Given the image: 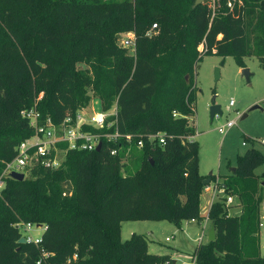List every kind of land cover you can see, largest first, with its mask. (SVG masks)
<instances>
[{"label": "trees", "instance_id": "16d2710c", "mask_svg": "<svg viewBox=\"0 0 264 264\" xmlns=\"http://www.w3.org/2000/svg\"><path fill=\"white\" fill-rule=\"evenodd\" d=\"M195 2L0 0V176L33 134L20 112L35 104L43 120L60 125L90 108L93 97L105 112L117 103V123L84 130L134 136L131 144L103 138L99 151H69L57 170L38 165L23 181L5 178L0 264H38L43 251L51 254L43 264H163L169 255L150 253L143 234L123 240L121 224L203 220L208 176L200 174L199 143L189 140L197 132L190 123L197 64L215 54L221 65L233 57L244 69L255 56L264 70V0H220L215 12L211 0L194 8ZM153 25L158 30L150 37ZM130 32L135 54L117 43L119 33ZM159 133L165 145L147 139ZM263 164L254 147L237 158L224 184L241 213L231 216L232 206L214 203L216 239L196 247V264H264V198L255 174ZM19 222L47 226L39 246L18 242Z\"/></svg>", "mask_w": 264, "mask_h": 264}, {"label": "rangeland", "instance_id": "374dc122", "mask_svg": "<svg viewBox=\"0 0 264 264\" xmlns=\"http://www.w3.org/2000/svg\"><path fill=\"white\" fill-rule=\"evenodd\" d=\"M117 37V43L121 45L125 39V33H119ZM223 59L214 54L204 56L198 62L195 73V87L198 90L194 104L196 113L190 119L192 124L195 120L197 129L195 141L200 146V174L208 176L206 179L208 180L209 175L213 173L211 183L217 177L222 182L229 180L233 176V169L237 168V158L244 155L249 149L254 147L264 155V70L261 68L257 57L246 58V68L244 69L250 72V77L247 79L243 75L244 69L236 64L233 57H227L225 64L221 65ZM217 69L220 70L218 81H216ZM231 100L235 102L233 107H230ZM213 105H219L223 114L216 116L212 121L210 112ZM90 106L97 112L102 109L101 101L94 97ZM255 106L260 108L251 110ZM244 115L247 117L243 119ZM235 119H238L237 124L231 130L225 135L219 133V129L225 126L228 121ZM63 156L60 154V168L65 162ZM255 174L261 177V194L264 198V164L255 170ZM24 175L26 178L28 173ZM212 196L213 193L206 190L201 195V216L203 217L201 222L184 221L181 227L167 221L123 222L121 224L122 238L127 240L132 233L143 234L148 240L150 253L175 252L176 256L179 257V263L189 262L192 260L196 247L200 244L198 241L200 236H202V243L208 242V232L212 224L210 220L206 221V218L212 203ZM239 204L240 201L236 198L235 204L231 205L233 209L229 211L231 216L240 210L234 208ZM262 221H264V202L261 207ZM32 233L37 235L44 233V231L43 228L33 227ZM22 234H24L23 231ZM259 236L261 253L264 255V225L261 226ZM167 237H170L171 240L167 241Z\"/></svg>", "mask_w": 264, "mask_h": 264}, {"label": "built area", "instance_id": "2783aa9c", "mask_svg": "<svg viewBox=\"0 0 264 264\" xmlns=\"http://www.w3.org/2000/svg\"><path fill=\"white\" fill-rule=\"evenodd\" d=\"M213 11H216L217 5L220 3V0H211ZM228 8L232 9L233 6L231 3L228 4ZM158 30L157 25H153L151 30L148 32V36L156 34ZM120 47L129 50L132 54L136 53V35L134 32L125 33V39L122 41ZM201 52L204 51V45L201 46ZM42 95L39 97L40 101ZM235 105L234 100L230 101V107ZM112 110H115L113 113ZM22 119L28 122L29 127L32 129L33 134L28 139L22 141L15 149L16 155L10 162L4 163V170L0 176V192L5 186L4 179L9 177L12 172L23 173L32 169L35 166H42L46 169L57 170L60 168V154L64 155L63 158H66V155L69 151H93L97 150L98 145L101 143L103 138H106L108 141H118L119 139H125L127 143L131 144L133 142V135H122L117 130L114 134H103V133H93L91 131H85V127H92L96 130H104L106 127H112L117 123L118 116V106L117 103L110 111H95L91 108H83L79 110L75 118L71 116L67 117L63 123L56 125L51 118L45 120L42 119L40 112L38 111L37 104H35L30 109H24L20 112ZM110 117H116L115 121L109 122ZM239 118V117H238ZM237 120H231L226 123L225 126L219 129V133L225 135L229 130H231L236 124ZM195 137L189 138V140H194ZM150 142L158 141L160 145H165L166 139L163 133L156 135H150L147 137ZM61 144H67V148H60ZM245 145V144H244ZM139 148L144 146V141L140 140L137 145ZM112 155H117L118 150H113ZM206 190L212 192V203L209 208V212L214 203L218 201H223L226 204V207H231L236 202V198L233 195H228L224 182L221 181L219 177L212 182ZM239 210L234 215L240 214ZM206 221H209V213ZM264 225V221L261 222V226ZM14 226L21 233V237L24 238L25 243H33L35 245H40L42 242V234L33 235V227L43 228V231L47 229L45 224L40 223H15ZM22 231L24 234H22ZM167 241H170L171 238L167 237ZM202 243V236L198 239ZM51 254L49 252L43 251V257L38 261V264H43V261ZM78 255L75 254L74 258H77ZM163 264H173V260H167ZM175 264H181L176 261ZM183 264H196V259L192 257V260L185 262Z\"/></svg>", "mask_w": 264, "mask_h": 264}, {"label": "water", "instance_id": "95a60500", "mask_svg": "<svg viewBox=\"0 0 264 264\" xmlns=\"http://www.w3.org/2000/svg\"><path fill=\"white\" fill-rule=\"evenodd\" d=\"M207 0H196L195 2V5H194V8H196L197 6L199 5H202L203 3H205ZM243 75H245L247 77V79H249L250 77V72L249 70L247 69H244L243 70ZM220 79V70L217 69L216 70V81H218ZM260 107L259 106H255L253 107L251 110H255V109H259ZM223 112H222V109L219 105H213L211 107V112H210V115H211V120L213 121L215 119L216 116H222ZM247 115H244L243 116V119L246 118ZM102 147V143H100L97 147V151H99ZM236 169H233V172H235ZM213 173H211L209 175V179L208 180H205L204 181V185L207 186L211 183V177H212ZM10 177L14 180H17V181H23L24 178H25V175L23 173H16V172H12L10 174ZM216 239V229H215V226L214 225H211V228L208 232V240L209 241H214ZM19 243H24L25 240L23 237H20L19 240H18ZM176 263V260H173V264Z\"/></svg>", "mask_w": 264, "mask_h": 264}, {"label": "crops", "instance_id": "0c3cea01", "mask_svg": "<svg viewBox=\"0 0 264 264\" xmlns=\"http://www.w3.org/2000/svg\"><path fill=\"white\" fill-rule=\"evenodd\" d=\"M195 140V138H194ZM204 176V175H203ZM207 188V187H206ZM206 190V189H205ZM207 191V190H206ZM208 192V191H207ZM239 209V208H237ZM239 211V210H238ZM237 211V212H238ZM182 226V225H181ZM132 233V232H131ZM133 234V233H132ZM161 255H169L171 257V260H176V261H179V257L176 256L175 252L173 253H166V254H161Z\"/></svg>", "mask_w": 264, "mask_h": 264}]
</instances>
